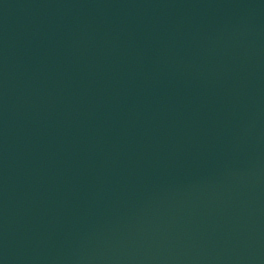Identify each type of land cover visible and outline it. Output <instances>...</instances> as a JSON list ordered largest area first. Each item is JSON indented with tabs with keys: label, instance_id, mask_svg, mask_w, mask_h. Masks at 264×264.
Returning a JSON list of instances; mask_svg holds the SVG:
<instances>
[{
	"label": "water",
	"instance_id": "1",
	"mask_svg": "<svg viewBox=\"0 0 264 264\" xmlns=\"http://www.w3.org/2000/svg\"><path fill=\"white\" fill-rule=\"evenodd\" d=\"M0 264H264V0H0Z\"/></svg>",
	"mask_w": 264,
	"mask_h": 264
}]
</instances>
